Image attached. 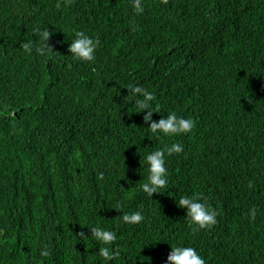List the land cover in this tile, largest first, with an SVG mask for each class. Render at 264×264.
<instances>
[{
  "label": "trees",
  "instance_id": "1",
  "mask_svg": "<svg viewBox=\"0 0 264 264\" xmlns=\"http://www.w3.org/2000/svg\"><path fill=\"white\" fill-rule=\"evenodd\" d=\"M142 3L0 0V264H165L174 245L264 264V0ZM78 32L99 41L91 62L69 52ZM130 86L154 93L151 121ZM171 112L194 129L154 137ZM175 142L149 197L146 155ZM194 194L211 228L178 206ZM135 211L142 222L123 221ZM94 226L117 234L110 262Z\"/></svg>",
  "mask_w": 264,
  "mask_h": 264
},
{
  "label": "clouds",
  "instance_id": "2",
  "mask_svg": "<svg viewBox=\"0 0 264 264\" xmlns=\"http://www.w3.org/2000/svg\"><path fill=\"white\" fill-rule=\"evenodd\" d=\"M132 7L137 14L144 12V6L142 0H132ZM48 30L42 32V41L49 37ZM99 41H94L93 38L86 35L84 32L76 33L75 38L72 40L69 46V52L77 59L82 61L91 62L95 59V50ZM22 47L26 51H31L33 45L31 43L23 44ZM48 48L40 46L37 51L43 55L47 52ZM131 95L135 99V106L137 113L145 108H148V114L144 117L145 121L152 120V113H160L159 106L153 107V101L155 100L154 93L140 86H130ZM195 127V122L191 118H184L178 116L175 112H171L167 115V118L160 119L158 122L152 121L149 130L156 138L161 136L174 137L181 134L190 133ZM184 151L183 145L179 142L172 143L170 146H165L163 149H159L150 152L146 155L147 164V182L142 185V190L152 197L154 193L161 192L168 184V169L166 167L165 153L168 156L173 154H179ZM178 206L187 209V218L191 225L196 229L211 228L217 223V213L214 209L210 208L206 202L196 196L181 195L178 200ZM252 216H255V210H252ZM144 220V216L140 211L132 213H124L123 221L128 224H138ZM92 236L95 240L103 245L99 249V255L106 262H110L115 259L119 252L111 250L110 246L117 240V234L114 231L107 230L100 226H94L91 228ZM80 235L85 239L84 233ZM41 256L47 257L49 255L47 250H41ZM165 264H206L205 259L197 251L195 247L174 245L171 246V251L167 255Z\"/></svg>",
  "mask_w": 264,
  "mask_h": 264
}]
</instances>
